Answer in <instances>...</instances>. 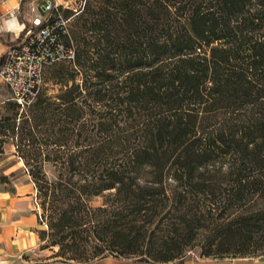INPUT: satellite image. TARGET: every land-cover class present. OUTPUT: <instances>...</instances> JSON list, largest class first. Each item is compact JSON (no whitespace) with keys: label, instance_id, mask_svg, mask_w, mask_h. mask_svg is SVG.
I'll list each match as a JSON object with an SVG mask.
<instances>
[{"label":"trees","instance_id":"16d2710c","mask_svg":"<svg viewBox=\"0 0 264 264\" xmlns=\"http://www.w3.org/2000/svg\"><path fill=\"white\" fill-rule=\"evenodd\" d=\"M65 12L73 56L48 65L51 88L44 70L33 100L0 105V154L14 146L52 235L148 263L200 238L206 257L264 248V0Z\"/></svg>","mask_w":264,"mask_h":264},{"label":"crops","instance_id":"0c3cea01","mask_svg":"<svg viewBox=\"0 0 264 264\" xmlns=\"http://www.w3.org/2000/svg\"><path fill=\"white\" fill-rule=\"evenodd\" d=\"M43 0H0V61L10 44L18 41L21 32L37 11H31ZM42 16V14L40 13ZM24 198L0 183V264H77L55 258L34 259L31 248L36 243L34 212L26 211ZM89 264H264V255L257 257H187L168 262H137L132 258H99Z\"/></svg>","mask_w":264,"mask_h":264},{"label":"built area","instance_id":"2783aa9c","mask_svg":"<svg viewBox=\"0 0 264 264\" xmlns=\"http://www.w3.org/2000/svg\"><path fill=\"white\" fill-rule=\"evenodd\" d=\"M58 0H43L31 11L37 14L18 41L9 45L0 61V87L20 106L36 96L49 64L71 58L73 51L60 39L59 30L69 34L68 19L59 11ZM42 14V16L40 15Z\"/></svg>","mask_w":264,"mask_h":264},{"label":"rangeland","instance_id":"374dc122","mask_svg":"<svg viewBox=\"0 0 264 264\" xmlns=\"http://www.w3.org/2000/svg\"><path fill=\"white\" fill-rule=\"evenodd\" d=\"M84 1L85 0H58V9L63 15L67 13L65 11H69L73 15H76L80 12L82 6L84 5ZM73 15L68 17L69 25L73 22ZM51 67V65L48 66L44 73V85L49 88L52 86L51 81H48L46 78ZM9 96V90L5 87H0V105H3L5 99ZM3 111L4 110L0 108V113ZM14 149L15 148L12 144L7 143L4 145V152L0 154V176H7V183H1V185L11 192H15V190H17V192H19V196H23L24 198V207H26L29 212H34L36 215L33 227L36 235V243L30 250L33 258L45 259L52 257L60 261L73 262L77 264H89L95 261L97 259L96 257L91 259L79 257L78 252L68 248L66 239L52 235V231L48 226L47 218L44 216L39 217V213H42V209L40 207L39 200L37 199L35 188L29 176L25 173L22 161L14 154ZM202 249L203 240L200 238L196 240L195 245L191 248H186V250L181 254V257H203V255H200ZM223 255L226 256L225 254ZM261 255H264V248L259 250L252 249V251L247 254V256L250 257H257ZM208 257H221V255L214 253Z\"/></svg>","mask_w":264,"mask_h":264}]
</instances>
